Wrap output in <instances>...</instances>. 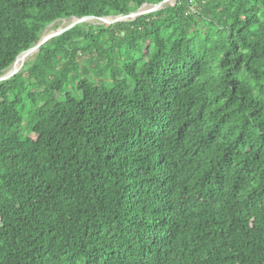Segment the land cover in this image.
I'll use <instances>...</instances> for the list:
<instances>
[{
	"label": "trees",
	"instance_id": "obj_1",
	"mask_svg": "<svg viewBox=\"0 0 264 264\" xmlns=\"http://www.w3.org/2000/svg\"><path fill=\"white\" fill-rule=\"evenodd\" d=\"M163 1L0 0V76L58 20ZM33 58L0 82V264H264V0L78 24Z\"/></svg>",
	"mask_w": 264,
	"mask_h": 264
},
{
	"label": "water",
	"instance_id": "obj_2",
	"mask_svg": "<svg viewBox=\"0 0 264 264\" xmlns=\"http://www.w3.org/2000/svg\"><path fill=\"white\" fill-rule=\"evenodd\" d=\"M166 1H167V0H164V1H163L162 3H160V4H145V5H151V6L154 7L153 10H151V11L148 12V13H142V12H140V9L144 6V5H143L142 7H140V8H139L137 11H135V12H132V13H130V14H128V15H125V16H124V15H119V16H116V17L123 16V17L128 18L127 21H134V20H136L137 18H139V17H141V16H143V15H145V14L153 13V12L159 11V10H161V9H164V8H166V7L175 6L178 0H174V3L171 4V5L161 7V5L164 4V2H166ZM73 18H76V17H73ZM89 18H95V17H88V16H86V17L76 18V19H78V20H80V21H85V20H87V19H89ZM102 18H106V17H99L98 19H102ZM117 22H119V21H115V22H113V23H111V24H115V23H117ZM52 24H54V23H52ZM52 24H51V25H52ZM103 24H106V23H103ZM51 25H49V26H51ZM76 25H78V23H72V24H70L69 26H67L66 28L61 29V30H58L57 32H55V33L50 37V39H45V40H43L42 37H41V39L39 40V42H38L34 47H32V48H30V49H28V50L22 52L20 55H22V54H24V53H30L31 51H36V50H37V53H39V51H40V47H41L42 45H44L46 42H48V41L51 40L52 38H55V37H57V36H60L61 34L65 33L66 31L70 30L71 28H73V27L76 26ZM49 26H48V27H49ZM48 27H47V28H48ZM47 28H46V29H47ZM20 55H19V56H20ZM19 56H18V57H19ZM18 57H17V58H18ZM17 58H16V59H17ZM15 61H16V60H15ZM15 61H14V62H15ZM12 65H13V64H12ZM12 65H11V66H12ZM19 71H20V69H17V70H13V72L10 73L9 75H4V74L1 75V76H0V82H2V81H6V80H9V79L12 78L14 75H16Z\"/></svg>",
	"mask_w": 264,
	"mask_h": 264
},
{
	"label": "bare ground",
	"instance_id": "obj_3",
	"mask_svg": "<svg viewBox=\"0 0 264 264\" xmlns=\"http://www.w3.org/2000/svg\"><path fill=\"white\" fill-rule=\"evenodd\" d=\"M174 3V0H167L166 2H164V4L161 5V7H164V6H168V5H171ZM145 6V5H144ZM153 6L151 5H148L142 9H140V12L142 13H148V11H150L151 9L153 10ZM98 18H89L85 21H81V22H89V21H99V22H102V23H113L115 21H119V22H122V21H127L128 18L126 17H123V16H120V17H106V18H102V19H99L97 20ZM71 24L72 23H75L76 21H80L76 18H71V20H68ZM98 23V22H97ZM63 26V25H62ZM67 27V26H66ZM61 29V28H60ZM45 33V32H44ZM54 33L48 35V36H44V34L42 35V39L45 40V39H50V37L53 35ZM37 54V50L36 51H31L30 53H24L22 55H20L16 61L13 63V65L4 73V75H9L10 73L13 72V70H17L20 68L21 70V67L23 65H25V63L29 62L35 55ZM19 59V60H18ZM34 59V58H33ZM32 61V60H31Z\"/></svg>",
	"mask_w": 264,
	"mask_h": 264
},
{
	"label": "rangeland",
	"instance_id": "obj_4",
	"mask_svg": "<svg viewBox=\"0 0 264 264\" xmlns=\"http://www.w3.org/2000/svg\"><path fill=\"white\" fill-rule=\"evenodd\" d=\"M152 10V9H151ZM150 10V11H151ZM148 11V12H150ZM110 17H116V16H110ZM71 20L70 19H62V20H58L57 22H55L54 24H52L51 26H49L46 30H45V36H48L52 33L57 32L58 30L64 29L66 28V26H69L71 23L68 21ZM98 22V23H97ZM122 22H129V21H122ZM75 23L78 24H84L86 25H92V26H99L102 25V22L99 21H89V22H81V21H76ZM118 23V22H117ZM111 24V23H106V25ZM63 25V26H62ZM61 28V29H60ZM44 34V33H43ZM19 60V59H18ZM24 66V65H23ZM23 66L21 68H23ZM20 69V68H19Z\"/></svg>",
	"mask_w": 264,
	"mask_h": 264
}]
</instances>
